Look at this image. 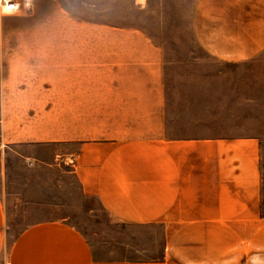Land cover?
<instances>
[{"label":"crops","instance_id":"1","mask_svg":"<svg viewBox=\"0 0 264 264\" xmlns=\"http://www.w3.org/2000/svg\"><path fill=\"white\" fill-rule=\"evenodd\" d=\"M42 7L0 9V264H264L259 139L168 135L161 46L138 26L64 35L81 22L60 1L53 16ZM16 24L33 26L17 35ZM48 24L59 33L47 35ZM192 30L222 62L254 59L264 54V0H195ZM61 145L73 146L64 161L83 192L115 221L161 229L158 255L99 259L61 220L8 243L5 156Z\"/></svg>","mask_w":264,"mask_h":264},{"label":"rangeland","instance_id":"2","mask_svg":"<svg viewBox=\"0 0 264 264\" xmlns=\"http://www.w3.org/2000/svg\"><path fill=\"white\" fill-rule=\"evenodd\" d=\"M59 1L81 22L73 33L65 29L64 35L107 36V24L138 26L161 46L168 135L259 139L264 213V54L240 63L207 54L193 35L195 0H36V4L53 16L50 7ZM32 26L16 24L17 35H26ZM45 28L47 35L59 33L55 24ZM72 149L70 145L16 148L32 156L9 150L3 186L8 243L28 225L61 220L88 239L99 259L158 255L163 246L161 229L115 221L96 196L83 192L73 176V163L64 161Z\"/></svg>","mask_w":264,"mask_h":264},{"label":"built area","instance_id":"3","mask_svg":"<svg viewBox=\"0 0 264 264\" xmlns=\"http://www.w3.org/2000/svg\"><path fill=\"white\" fill-rule=\"evenodd\" d=\"M14 0H0V6L1 7H7L10 9L13 5ZM6 264H11V263H6Z\"/></svg>","mask_w":264,"mask_h":264},{"label":"bare ground","instance_id":"4","mask_svg":"<svg viewBox=\"0 0 264 264\" xmlns=\"http://www.w3.org/2000/svg\"><path fill=\"white\" fill-rule=\"evenodd\" d=\"M143 2V1H142ZM141 3V2H140ZM145 3V2H144Z\"/></svg>","mask_w":264,"mask_h":264}]
</instances>
